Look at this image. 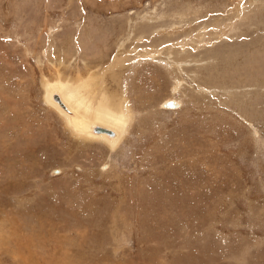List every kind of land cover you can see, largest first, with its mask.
I'll list each match as a JSON object with an SVG mask.
<instances>
[{
	"label": "rangeland",
	"instance_id": "1",
	"mask_svg": "<svg viewBox=\"0 0 264 264\" xmlns=\"http://www.w3.org/2000/svg\"><path fill=\"white\" fill-rule=\"evenodd\" d=\"M131 51L77 141L44 80ZM0 264H264V0H0Z\"/></svg>",
	"mask_w": 264,
	"mask_h": 264
},
{
	"label": "bare ground",
	"instance_id": "2",
	"mask_svg": "<svg viewBox=\"0 0 264 264\" xmlns=\"http://www.w3.org/2000/svg\"><path fill=\"white\" fill-rule=\"evenodd\" d=\"M123 53L114 57L112 65L106 71L88 68L86 73L76 71L73 76L57 68L51 77L52 82L49 78L44 80V100L59 114L69 134L77 141L104 144L110 151H114L125 141L131 123L135 120V112L124 89L117 87L113 92L108 87V90L104 88L106 73L113 74V81L117 83L121 71L118 73L116 70H122L128 55L136 54L134 51L127 55ZM180 84L178 81L173 91L178 90ZM123 97L127 101L124 102L121 99ZM164 107L176 110L180 107V101L172 99L165 102Z\"/></svg>",
	"mask_w": 264,
	"mask_h": 264
}]
</instances>
